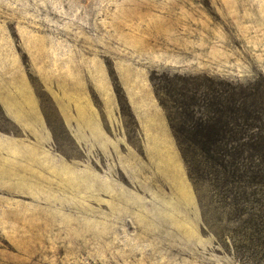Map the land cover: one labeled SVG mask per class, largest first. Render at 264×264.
Instances as JSON below:
<instances>
[{
    "label": "rangeland",
    "instance_id": "rangeland-1",
    "mask_svg": "<svg viewBox=\"0 0 264 264\" xmlns=\"http://www.w3.org/2000/svg\"><path fill=\"white\" fill-rule=\"evenodd\" d=\"M187 77L260 98L230 185L155 97ZM0 264H264V0H0Z\"/></svg>",
    "mask_w": 264,
    "mask_h": 264
},
{
    "label": "trees",
    "instance_id": "trees-1",
    "mask_svg": "<svg viewBox=\"0 0 264 264\" xmlns=\"http://www.w3.org/2000/svg\"><path fill=\"white\" fill-rule=\"evenodd\" d=\"M164 78L163 84L151 82L189 179L194 183L208 171L217 182L232 184L234 176L229 171L243 153L247 119L261 108L250 107L260 98L245 94L251 89L225 82L187 77L174 84Z\"/></svg>",
    "mask_w": 264,
    "mask_h": 264
}]
</instances>
